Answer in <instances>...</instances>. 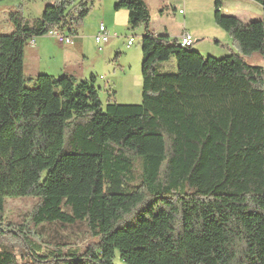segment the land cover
Instances as JSON below:
<instances>
[{
  "label": "trees",
  "instance_id": "16d2710c",
  "mask_svg": "<svg viewBox=\"0 0 264 264\" xmlns=\"http://www.w3.org/2000/svg\"><path fill=\"white\" fill-rule=\"evenodd\" d=\"M4 0H0V3ZM142 28L141 102L99 98L96 77L28 78L24 47L67 36L92 0H52L38 18L9 12L0 34V214L32 198L30 224L52 232L42 255L19 230L21 264H264V18L244 24L213 0L238 52L221 58L150 28L145 0H114ZM264 12V0H250ZM218 45V42H215ZM174 60L175 71L160 64ZM89 243L67 249L64 232ZM0 264H19L0 244Z\"/></svg>",
  "mask_w": 264,
  "mask_h": 264
},
{
  "label": "rangeland",
  "instance_id": "374dc122",
  "mask_svg": "<svg viewBox=\"0 0 264 264\" xmlns=\"http://www.w3.org/2000/svg\"><path fill=\"white\" fill-rule=\"evenodd\" d=\"M152 17L153 24L158 19L160 12L163 11V21H166L170 26L173 33L178 34L179 32H189L190 29H196L198 35L203 34L201 32L207 30V37H197L202 42L201 44V55L210 56L213 58H221V55L211 53L207 48V45H218L209 42V39L215 41L225 42V39H229L227 34L214 25L213 22V0H145ZM10 3V0L7 2ZM247 3L254 2L247 1ZM114 0H92L90 10L87 16L83 19L81 26L77 29L78 35L80 36L84 48L88 49L91 54H97L96 63L98 64V72L96 77L95 86L99 88V98L103 105H105L108 95L110 92H115V102L122 105H136L141 102V50H140V38L142 35V28H137L134 31L130 30L127 24V16L123 14H115L114 11ZM234 5L225 4L222 10L223 14L233 16L236 14L237 9ZM30 13L24 11V16L27 19L40 17L41 9L37 6H32ZM253 12L256 19L260 18L256 16H262V12H257L252 8H249ZM226 10V11H225ZM185 17V22L183 21ZM261 18V19H262ZM156 19V20H155ZM244 24L251 21L242 19ZM100 23L105 24L110 29L111 35L116 33L117 36H113L109 41L100 46V51H97V46L93 41V34L96 27ZM8 34V33H1ZM49 37L53 40L52 37ZM129 38L133 39V44L127 46ZM225 44V43H223ZM233 47V46H232ZM194 49V46H192ZM231 48V46H228ZM106 49V50H105ZM215 51L227 52V48L224 46H218L214 48ZM217 49V50H216ZM235 49V48H231ZM234 52H238L237 49ZM212 54V55H211ZM109 60L105 61V60ZM173 59V58H172ZM103 60V61H102ZM246 62L252 66H261L264 71V61L258 54H253L245 58ZM104 62V66H102ZM115 71L114 82L112 77V71ZM124 71L128 75L126 79H119L121 76L119 72ZM48 75V74H41ZM76 76H79V71L75 72ZM51 76V75H50ZM91 75H88L86 79H89ZM59 77V76H55ZM114 82V83H113ZM35 204V200L32 198H19V199H8L3 212L0 214V244L10 248L14 251L17 261L19 264L26 261L29 257L25 252L20 238L22 234L19 233L20 229L28 232L27 236L30 237L32 243L38 246L41 250L42 255H47L52 250L50 243L52 242V232L49 230H39L34 228L30 222V213L32 207ZM64 235L69 239V245L64 247V250L69 249H83L89 243V240L78 231L64 232Z\"/></svg>",
  "mask_w": 264,
  "mask_h": 264
},
{
  "label": "crops",
  "instance_id": "0c3cea01",
  "mask_svg": "<svg viewBox=\"0 0 264 264\" xmlns=\"http://www.w3.org/2000/svg\"><path fill=\"white\" fill-rule=\"evenodd\" d=\"M9 0H4L0 3V34L1 33H10L12 32V26L7 23L6 16L9 12H14L17 9L21 10V13L24 16V11L26 13H30L32 6H37V8L40 7L41 12L44 9V6L47 3H51L52 0H10V3H7ZM184 1V0H183ZM247 1L250 0H223L221 10L224 9L225 4H231L234 5L233 7L237 9L233 16L238 18L240 21L242 19H246L247 21H252L255 18L253 12L250 11L249 8H252L253 10L257 12H262L264 14L263 9L257 5H251V3H247ZM252 2V1H250ZM147 4V2H145ZM226 11V10H225ZM116 15L123 14L124 16H127V12L124 10L115 12ZM41 15V14H40ZM163 11L160 12V15L158 19L155 21V24H153L152 17L150 15V28L156 35H165L168 36L170 39H179L181 35L184 33L189 34L194 44V49L201 53V44L197 37H207V30L201 32V36H196L197 28L196 29H190L189 32L183 31L179 32L178 34H175L170 29V26L166 21H163ZM257 18H262V16H256ZM26 18V17H25ZM185 17L183 16V21L185 22ZM105 26L107 29L110 38L113 36H117L116 33L109 32L108 26H106L103 23H100ZM99 24V25H100ZM97 31V27L95 29L94 34ZM93 34V35H94ZM48 35L40 38L35 39L34 45H28L26 43L24 47V56H23V72L24 75L28 78H35L38 75L41 74H48L51 76H62V75H68L73 76L77 81L84 80L88 75H97V68L98 64L96 63V57L98 55L91 54L90 51L86 48H84L83 42L79 35L73 37V44L70 46L67 45H59L54 40H51ZM229 38V37H228ZM214 42H218V46H224L227 48V52L224 51H215L214 48H218V46L213 47V45H207V48L211 53H216L217 55H221L220 57H224L226 55H229L230 53H236L234 50L235 47H232V41L231 39H225V44H223L221 41H215L213 39H209V42L212 44ZM228 46H231V48H235L234 50L231 48H228ZM106 50V49H105ZM217 50V49H216ZM98 51V50H97ZM212 55V54H211ZM215 55V54H214ZM103 61V60H102ZM108 61L109 60H105ZM102 66H104V62L101 63ZM259 66V65H258ZM159 68H161L162 71H175L176 66L173 59H170L167 63H163L159 65ZM79 71V76L75 75L76 71ZM121 75L119 79H126L128 75L124 73V71L119 72ZM114 82L115 79H118L117 76H115V71H112V77H110ZM113 82V83H114ZM111 90H108L110 92ZM115 93V92H114Z\"/></svg>",
  "mask_w": 264,
  "mask_h": 264
},
{
  "label": "built area",
  "instance_id": "2783aa9c",
  "mask_svg": "<svg viewBox=\"0 0 264 264\" xmlns=\"http://www.w3.org/2000/svg\"><path fill=\"white\" fill-rule=\"evenodd\" d=\"M47 35L52 37L53 40L59 45L70 46L73 44L72 37H69L57 30L51 31ZM109 39H110V36L105 26L102 24L98 25L97 31L93 36V41L95 45L97 46V50L100 51L101 50L100 46L107 43ZM178 40H179V44L181 47H190L193 44L192 37L187 33H184L183 35H181ZM27 43L28 45H34L35 40L30 39ZM132 44H133V39L129 38L127 41V46H131Z\"/></svg>",
  "mask_w": 264,
  "mask_h": 264
},
{
  "label": "bare ground",
  "instance_id": "6f19581e",
  "mask_svg": "<svg viewBox=\"0 0 264 264\" xmlns=\"http://www.w3.org/2000/svg\"><path fill=\"white\" fill-rule=\"evenodd\" d=\"M69 37H71V36H69ZM72 39H73V37H72ZM34 40H35V39H34ZM193 44H194V41H193ZM193 44H192V45H193Z\"/></svg>",
  "mask_w": 264,
  "mask_h": 264
}]
</instances>
